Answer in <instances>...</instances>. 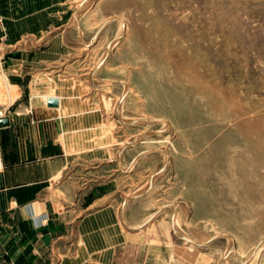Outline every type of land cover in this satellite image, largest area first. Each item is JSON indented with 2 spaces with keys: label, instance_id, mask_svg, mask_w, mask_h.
I'll return each mask as SVG.
<instances>
[{
  "label": "rangeland",
  "instance_id": "374dc122",
  "mask_svg": "<svg viewBox=\"0 0 264 264\" xmlns=\"http://www.w3.org/2000/svg\"><path fill=\"white\" fill-rule=\"evenodd\" d=\"M83 2L67 0L66 28L16 50L59 42L66 57L47 78L144 124L161 159L153 179L172 186L178 212L153 219L179 235V264H264V0Z\"/></svg>",
  "mask_w": 264,
  "mask_h": 264
},
{
  "label": "crops",
  "instance_id": "0c3cea01",
  "mask_svg": "<svg viewBox=\"0 0 264 264\" xmlns=\"http://www.w3.org/2000/svg\"><path fill=\"white\" fill-rule=\"evenodd\" d=\"M66 2L0 0V92L8 100L0 264H179V235L153 219L178 212L172 186L153 179L161 159L145 146L149 136L140 139L146 130L135 129L144 124L123 123L82 86L47 78L46 69L66 57L59 42L16 50L23 39L66 28ZM48 98L58 107L49 108ZM118 170L139 179L94 180Z\"/></svg>",
  "mask_w": 264,
  "mask_h": 264
},
{
  "label": "water",
  "instance_id": "95a60500",
  "mask_svg": "<svg viewBox=\"0 0 264 264\" xmlns=\"http://www.w3.org/2000/svg\"><path fill=\"white\" fill-rule=\"evenodd\" d=\"M83 3H85V0H84ZM47 106L49 108H57L58 107V99L57 98H49L47 100ZM6 125H7V120L6 119L0 120V127L6 126ZM188 242H190L191 244H193L195 246L196 245H200V243L198 244V243H195V242L190 241V240Z\"/></svg>",
  "mask_w": 264,
  "mask_h": 264
},
{
  "label": "built area",
  "instance_id": "2783aa9c",
  "mask_svg": "<svg viewBox=\"0 0 264 264\" xmlns=\"http://www.w3.org/2000/svg\"><path fill=\"white\" fill-rule=\"evenodd\" d=\"M4 22L2 17L0 16V30H3ZM7 114L6 108L0 103V120L5 119ZM3 169V161H2V154H1V147H0V171Z\"/></svg>",
  "mask_w": 264,
  "mask_h": 264
},
{
  "label": "bare ground",
  "instance_id": "6f19581e",
  "mask_svg": "<svg viewBox=\"0 0 264 264\" xmlns=\"http://www.w3.org/2000/svg\"><path fill=\"white\" fill-rule=\"evenodd\" d=\"M94 0H89V1H86V3L84 4L85 6H88V5H90L92 2H93ZM84 6V7H85ZM49 99V98H48ZM131 119H127V118H124V117H122V119H121V121H125V122H127V121H130ZM175 221H176V219H175ZM176 227V226H175ZM178 230H179V232L182 234L183 232L178 228Z\"/></svg>",
  "mask_w": 264,
  "mask_h": 264
}]
</instances>
